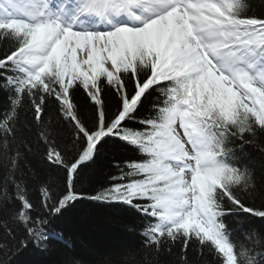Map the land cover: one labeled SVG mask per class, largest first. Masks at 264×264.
<instances>
[{
  "label": "snow or ice",
  "instance_id": "obj_1",
  "mask_svg": "<svg viewBox=\"0 0 264 264\" xmlns=\"http://www.w3.org/2000/svg\"><path fill=\"white\" fill-rule=\"evenodd\" d=\"M0 46V253L47 251L53 220L91 200L135 209L155 256L181 243L173 264H189L190 241L217 264H264V162L244 152L264 144V13L248 0H0ZM112 141L136 158L111 161L117 174L88 195L85 169Z\"/></svg>",
  "mask_w": 264,
  "mask_h": 264
},
{
  "label": "trees",
  "instance_id": "obj_2",
  "mask_svg": "<svg viewBox=\"0 0 264 264\" xmlns=\"http://www.w3.org/2000/svg\"><path fill=\"white\" fill-rule=\"evenodd\" d=\"M248 2L256 13H264V0H248ZM128 87L131 89V83ZM103 96L106 106L114 109L117 104L115 93L111 89H106ZM151 101L152 97L145 101L140 117L150 107ZM74 102L77 103L83 116H92L93 104L82 88L75 91ZM9 104V93L0 89V112L5 111ZM47 105L49 118L54 121L59 120L57 101L49 98ZM21 116L31 119L32 114L26 112L21 113ZM129 126L139 127L140 125L129 122ZM261 148H264V144L245 145L244 152L260 164L264 162V153L260 151ZM131 158H136L135 149L123 145L120 141L110 142L105 148L104 157L96 165L85 169V175L92 178L84 185L89 189L87 194L94 195L91 189L96 188L100 183L108 186L107 176L117 174V170L110 166L111 161H124ZM30 163L37 169L44 168L38 155L30 157ZM257 180L264 183V171L259 167ZM253 202L256 206H260L264 203V198L257 196ZM3 219L6 217L0 216V220ZM253 219L257 226L264 223L259 218ZM142 224V217L135 209L125 204L81 200L76 203L71 212L53 220L50 231L59 234L62 239L50 238L47 251H40L30 246L15 256H5L0 253V260L10 259L12 264H173L181 255V243L174 244L170 254L155 256L150 249L143 247ZM3 236L4 229L0 227V238ZM186 256L189 264H217L218 259L206 249L201 253L200 246L195 241L189 242Z\"/></svg>",
  "mask_w": 264,
  "mask_h": 264
},
{
  "label": "bare ground",
  "instance_id": "obj_3",
  "mask_svg": "<svg viewBox=\"0 0 264 264\" xmlns=\"http://www.w3.org/2000/svg\"><path fill=\"white\" fill-rule=\"evenodd\" d=\"M52 234L53 235L51 236V238L60 239V238L57 237V235H56L57 233H52Z\"/></svg>",
  "mask_w": 264,
  "mask_h": 264
}]
</instances>
